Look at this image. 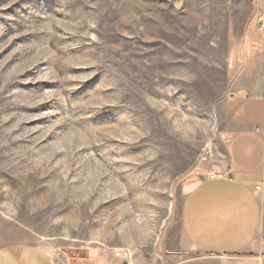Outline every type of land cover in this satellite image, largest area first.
<instances>
[{
	"label": "rangeland",
	"instance_id": "374dc122",
	"mask_svg": "<svg viewBox=\"0 0 264 264\" xmlns=\"http://www.w3.org/2000/svg\"><path fill=\"white\" fill-rule=\"evenodd\" d=\"M256 15V0H0V214L56 264L195 254L183 203L221 172L216 103Z\"/></svg>",
	"mask_w": 264,
	"mask_h": 264
},
{
	"label": "crops",
	"instance_id": "0c3cea01",
	"mask_svg": "<svg viewBox=\"0 0 264 264\" xmlns=\"http://www.w3.org/2000/svg\"><path fill=\"white\" fill-rule=\"evenodd\" d=\"M256 4L244 21L243 60L216 103L223 176L195 183L183 203L181 228L195 254L164 251L149 264H264V0ZM24 235L0 214V264H56Z\"/></svg>",
	"mask_w": 264,
	"mask_h": 264
},
{
	"label": "built area",
	"instance_id": "2783aa9c",
	"mask_svg": "<svg viewBox=\"0 0 264 264\" xmlns=\"http://www.w3.org/2000/svg\"><path fill=\"white\" fill-rule=\"evenodd\" d=\"M223 175L221 173H214L212 177H222Z\"/></svg>",
	"mask_w": 264,
	"mask_h": 264
}]
</instances>
